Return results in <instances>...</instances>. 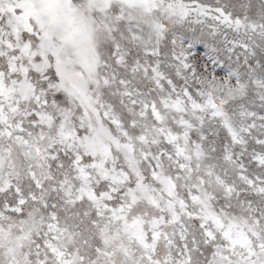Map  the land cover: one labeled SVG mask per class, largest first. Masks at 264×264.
I'll return each mask as SVG.
<instances>
[{"label":"snow or ice","instance_id":"obj_1","mask_svg":"<svg viewBox=\"0 0 264 264\" xmlns=\"http://www.w3.org/2000/svg\"><path fill=\"white\" fill-rule=\"evenodd\" d=\"M0 264H264V0H0Z\"/></svg>","mask_w":264,"mask_h":264}]
</instances>
